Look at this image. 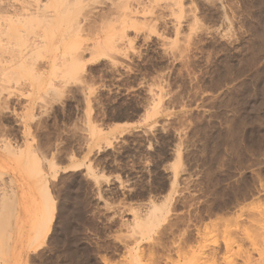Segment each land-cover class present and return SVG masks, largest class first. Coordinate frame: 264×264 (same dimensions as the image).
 <instances>
[{"label":"rangeland","instance_id":"374dc122","mask_svg":"<svg viewBox=\"0 0 264 264\" xmlns=\"http://www.w3.org/2000/svg\"><path fill=\"white\" fill-rule=\"evenodd\" d=\"M59 4L0 38V264H264V0Z\"/></svg>","mask_w":264,"mask_h":264},{"label":"bare ground","instance_id":"6f19581e","mask_svg":"<svg viewBox=\"0 0 264 264\" xmlns=\"http://www.w3.org/2000/svg\"><path fill=\"white\" fill-rule=\"evenodd\" d=\"M64 2V0H49V3L51 4V5H54V6H50V7H52L53 8V12L52 11H48V7H46L42 12H39V7L38 8H36V12H33V13H30V14H26V15H24V14H21L22 16L21 17H23V18H13V17H5L4 18V20L2 21V22H0V38L1 37H6L5 39H6V41L8 40V41H11L12 40V38H13V40L14 39H21V33H22V31H23V28H25L26 26V24H27V21H35V22H38V23H40V24H44L45 26H47V27H49L48 25H46V23L48 22H53V24H54V21L55 20H57V19H60V20H58L57 22H61L62 24H63V22H64V20H66L67 19V17H66V14L64 15V13H65V11H64V13H63V11H60V8H61V6L60 5H62V4H59V3H63ZM13 5H11V4H5V3H3V2H1L0 1V13H6L7 15L8 14H12V12L13 13H15V12H17V9L16 8H13L12 7ZM63 6V5H62ZM9 7H11L12 8V10L9 8ZM62 9V8H61ZM64 10V9H63ZM1 19V18H0ZM59 30V27L57 26V28H54L53 26H51V27H49V30H50V32L51 31H53V30ZM61 30V29H60ZM52 35H50V37H51ZM1 40V39H0ZM2 40H4L3 38H2ZM12 40V41H13ZM14 42H17V41H15L14 40ZM3 43H4V41H3ZM6 43H9V42H6ZM26 45V44H25ZM5 46H6V44H5ZM21 56V55H20ZM27 57V55H24L23 56V58L22 59H20L19 61H24L25 59H26V57ZM19 58V57H18ZM21 58V57H20ZM24 59V60H23ZM18 61V62H19ZM26 61V60H25ZM19 63H22V62H19ZM18 63V64H19ZM23 63H25V62H23ZM16 64H17V62H16ZM8 65H9V63H8ZM22 66H23V64H21ZM21 67V66H20ZM22 68V67H21ZM6 69H8V68H6ZM154 109V108H153ZM153 111V110H152ZM151 113V112H150ZM150 113H149V115H150ZM148 113H146V115H147ZM148 116V115H147ZM150 118V117H149ZM77 168V167H76ZM33 172V171H32ZM31 172V173H32ZM49 194H48V192H47V190L46 189H44L43 191H42V195L41 196H43V197H45V199L43 198V203L45 204V206H46V208H47V210H48V213L50 212L51 213V211H49V208H50V204H49V202L51 201V198L49 199V196H48ZM51 203V205H52V202H50ZM51 210H52V206H51ZM50 221H51V217H50V215H49V217L48 218H46V220H45V222H44V224L45 225H43L45 228H43V229H46V230H48L49 229V223H50ZM40 238V235L37 233L36 234V236H35V238L33 239V241H37L38 239ZM31 245V244H30ZM39 245V244H38ZM37 245V246H38ZM40 246V245H39ZM38 246V247H39ZM37 248V247H36Z\"/></svg>","mask_w":264,"mask_h":264},{"label":"crops","instance_id":"0c3cea01","mask_svg":"<svg viewBox=\"0 0 264 264\" xmlns=\"http://www.w3.org/2000/svg\"><path fill=\"white\" fill-rule=\"evenodd\" d=\"M8 172L10 173L12 178H15V173L17 171L14 165H10L8 167ZM17 201L18 206V218L16 220V227L14 230L13 236V259L21 258V260H30L32 259V255L35 251L33 250V246L30 245V242H27L26 236L30 234L29 223L32 221V209L35 205V192L33 184L29 181H23L19 183V187L17 186ZM25 239V240H24Z\"/></svg>","mask_w":264,"mask_h":264}]
</instances>
